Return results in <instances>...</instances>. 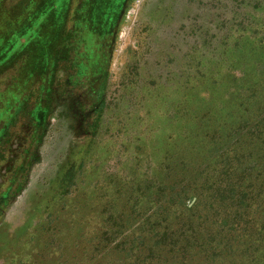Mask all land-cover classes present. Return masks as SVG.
<instances>
[{
    "label": "trees",
    "instance_id": "1",
    "mask_svg": "<svg viewBox=\"0 0 264 264\" xmlns=\"http://www.w3.org/2000/svg\"><path fill=\"white\" fill-rule=\"evenodd\" d=\"M67 3L0 0V75L13 67L0 80V161L16 129L27 127L29 144L17 170L37 159L60 64L64 87L92 110L91 127L105 103L122 0H79L71 20ZM255 22L236 36L228 33L225 48L210 52L208 85H192L203 94H194L188 109L180 105L188 126L172 138L174 149L152 181L162 191L152 196H164L172 176L177 201L169 197L137 222L140 195L117 196L115 206L109 200L103 224L83 243L80 264H264V23ZM239 66L244 76L238 79L232 74ZM222 74L227 88L220 92L215 83ZM235 84L240 91L229 89ZM21 188L22 182L15 193ZM182 194L191 201L180 200Z\"/></svg>",
    "mask_w": 264,
    "mask_h": 264
},
{
    "label": "rangeland",
    "instance_id": "2",
    "mask_svg": "<svg viewBox=\"0 0 264 264\" xmlns=\"http://www.w3.org/2000/svg\"><path fill=\"white\" fill-rule=\"evenodd\" d=\"M78 1L68 0L70 20ZM118 19L97 127H90L87 111L77 104L81 95L64 87L62 63L37 159L17 170L29 144L22 125L0 161V264H80L83 243L103 224L109 200L115 206L117 196L140 195L137 222L160 211L169 197L175 203L172 176L164 196L152 194H162L153 188L160 162L174 149L172 138L188 126L180 105L190 106L194 82L208 85L210 52L225 48L228 33L264 23V0H122ZM243 68L232 75L242 78ZM12 69L5 68L0 80ZM221 78L215 83L220 92L227 88ZM229 89L241 90L237 84Z\"/></svg>",
    "mask_w": 264,
    "mask_h": 264
},
{
    "label": "flooded vegetation",
    "instance_id": "3",
    "mask_svg": "<svg viewBox=\"0 0 264 264\" xmlns=\"http://www.w3.org/2000/svg\"><path fill=\"white\" fill-rule=\"evenodd\" d=\"M60 96V98H64L65 96H62L61 94H59ZM82 97V96H81ZM78 99V98H77ZM80 101H83V99L82 98H79V100L77 101V104L79 105V106H81L82 107V109L86 112V116H85V119L86 120H88L89 122H90V124H92V119H91V117H90V115L92 114V110L91 109H89V108H87L86 107V105L84 104V103H80ZM83 104H84V106H83ZM91 127V126H90Z\"/></svg>",
    "mask_w": 264,
    "mask_h": 264
}]
</instances>
